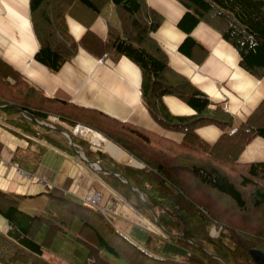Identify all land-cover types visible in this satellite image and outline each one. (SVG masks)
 <instances>
[{
    "label": "trees",
    "instance_id": "obj_1",
    "mask_svg": "<svg viewBox=\"0 0 264 264\" xmlns=\"http://www.w3.org/2000/svg\"><path fill=\"white\" fill-rule=\"evenodd\" d=\"M178 1L187 8L179 22L187 34L179 48L183 54L198 63L205 60L208 51L191 33L206 22L235 48L242 69L257 79L264 77V0ZM108 5L115 20L107 21L103 40L91 25ZM29 9L39 63L57 72L80 48L98 58L126 56L141 70L142 98L151 116L163 128L184 135L179 142L101 113L91 117L89 110L48 98L0 57V122L29 142L33 169L47 146L83 151L87 160L109 172L98 171L107 186L154 228L140 242L119 230L90 200L52 195L32 213L19 197L0 191V215L9 224L6 232L0 230V264H55L45 258L47 251L68 264H256L250 250L264 252V161L239 158L255 138L264 139V101L235 126L232 113L171 67L154 37L163 16L147 0H30ZM69 16L88 28L79 40L70 32ZM167 95L178 97L195 113L172 114L164 102ZM24 111L57 130L34 122ZM78 123L101 132L144 166L94 151L88 140L72 134ZM209 125L223 132L214 144L197 133ZM63 131L72 134L75 150ZM116 158L124 161L127 154L122 151ZM214 227L220 230L217 237L211 234ZM169 241L184 250L164 251Z\"/></svg>",
    "mask_w": 264,
    "mask_h": 264
},
{
    "label": "crops",
    "instance_id": "obj_2",
    "mask_svg": "<svg viewBox=\"0 0 264 264\" xmlns=\"http://www.w3.org/2000/svg\"><path fill=\"white\" fill-rule=\"evenodd\" d=\"M147 1L163 16V23L154 37L167 52L171 67L187 77L213 102L221 104L232 113L235 126L246 121L264 101V77L257 79L242 69L240 56L235 48L206 22H200L191 35L208 51V55L202 63L189 58L179 49L187 36L179 27L187 8L178 0ZM108 6L109 15L115 17L112 5ZM29 8L30 0H0L1 58L41 89L48 98L89 110L93 112L89 114L91 117L99 118L101 113L114 122L142 127L161 136L182 141V132L163 128L149 113L142 98L141 70L128 57L98 58L80 48L73 59L57 72L39 63L35 59L39 44L32 28ZM103 14L102 12L93 22L91 30L105 40L107 21L111 18L104 17ZM114 20L115 18L110 21ZM68 25L77 40L88 30L71 16L68 17ZM164 102L174 115L189 116L195 113L176 96L167 95ZM50 119L57 120L54 116H50ZM197 133L206 142L214 144L223 132L217 126L209 125L199 128ZM114 145L110 148L116 157H120L123 151L127 154V159L122 162L136 164L133 156ZM80 154L85 155L83 151ZM240 159L241 162L263 161L264 139L255 138ZM34 163L29 142L0 122V191L16 195L27 202L28 210L38 212L52 195H70L85 201L90 200L91 195L98 194L97 205L108 217H113L111 220L119 230L140 242H146L154 232L152 225L111 190L100 177L99 170L88 165L78 153H67L47 146L38 166L33 169ZM141 165L138 167L144 166L142 163ZM8 229V222L0 215V230L6 232ZM183 250L170 241L164 248L166 252L178 253ZM44 256L55 264L63 261L48 251Z\"/></svg>",
    "mask_w": 264,
    "mask_h": 264
},
{
    "label": "water",
    "instance_id": "obj_3",
    "mask_svg": "<svg viewBox=\"0 0 264 264\" xmlns=\"http://www.w3.org/2000/svg\"><path fill=\"white\" fill-rule=\"evenodd\" d=\"M24 113H25L26 115H28V116L31 118V120H33L34 122H36V123L42 125L43 127H46V128H49V129H55V130H57V128H56L55 126H53V125L46 124V123H43V122H39L37 119H35L34 117H32L27 111H24ZM60 131H62V130H60ZM63 132H64V134L69 138L70 144H71V146H72V147L74 148V150H75V148H76V144L74 143V139H73L72 134L69 133V132H67V131H63ZM76 153H78V154L83 158V160H84L86 163H88V165L94 166L95 168H97L98 170H101V171H103V172L109 173L105 168H103V167L101 166L100 163L95 162V161H89V160H87V158L84 156V154H80V152H77V151H76ZM133 160H135V162H136V164H133V165H135V166H142L141 163H139V161H137L135 158H133ZM113 174H114L115 176H118V177H120V178H123V176H122L121 174H115V173H113ZM127 185H128L129 188H131V189L133 190V192H135V189H133V187H132L129 183H127ZM139 198H140V199H141V200H142V201H143V202L149 207V205H148V203L146 202V200H145V198L143 197V195H140V194H139ZM149 208H150V210L152 211V213L154 214V216H155V220H156L157 224L160 225V221H159V218H158L157 214L154 212V210H153L151 207H149ZM250 254H251L253 260L256 262V264H264V252H263V251H261V250H257V249H251V250H250Z\"/></svg>",
    "mask_w": 264,
    "mask_h": 264
},
{
    "label": "built area",
    "instance_id": "obj_4",
    "mask_svg": "<svg viewBox=\"0 0 264 264\" xmlns=\"http://www.w3.org/2000/svg\"><path fill=\"white\" fill-rule=\"evenodd\" d=\"M72 132L74 135L79 136V137H83L85 139H87L90 143L91 146L94 150H104L105 148H103V146H101L98 142L94 141V137L96 135L100 136L99 133L97 134L96 131H94L93 129L89 128V127H84L81 124H76L75 127L72 129ZM109 143H111L108 139H106ZM106 150V149H105ZM25 175H30V173L28 172H23ZM99 200V196L98 194H94L90 196V201L94 202V203H98Z\"/></svg>",
    "mask_w": 264,
    "mask_h": 264
},
{
    "label": "rangeland",
    "instance_id": "obj_5",
    "mask_svg": "<svg viewBox=\"0 0 264 264\" xmlns=\"http://www.w3.org/2000/svg\"><path fill=\"white\" fill-rule=\"evenodd\" d=\"M103 15H104V17H108V18H111V19H109V20H112L113 18H115L114 16H112V15H109V6H107L106 8H105V10L103 11ZM84 127H88V126H86V125H84ZM94 130V129H93ZM96 133L98 134L99 133V135H101L102 137L104 136L102 133H100V132H97L96 131ZM79 137V136H78ZM104 137H106V136H104ZM83 140L85 139V138H83V137H81ZM88 139V138H87ZM86 139V140H87ZM90 143V142H89ZM90 145H91V143H90ZM116 145V144H115ZM119 147V146H118ZM120 148V147H119ZM107 150H109L110 152H112V148H110V147H107L106 148ZM122 149V148H121ZM105 150V149H104ZM106 153H109V152H106ZM110 154V153H109ZM111 155V154H110ZM112 156V155H111ZM114 156V155H113ZM116 159V158H115ZM117 161H119V162H121V163H123L122 161H120V160H118V159H116ZM239 160L240 161H242V159H240L239 158ZM259 161H261V160H259ZM264 161V160H263ZM21 203H22V206H23V208L24 209H26V210H28L27 209V205H26V201H22L21 200ZM28 211H30V210H28ZM30 212H32V213H37L38 211L37 210H31ZM110 218V217H109ZM111 218L113 219V217L111 216ZM110 218V219H111ZM211 234H212V236H215V237H217V236H219L220 235V230H218V229H216L215 227L212 229V231H211ZM63 260V259H62ZM63 262H65L64 260L61 262L62 264H68L67 262H65V263H63ZM61 263H57V264H61Z\"/></svg>",
    "mask_w": 264,
    "mask_h": 264
},
{
    "label": "bare ground",
    "instance_id": "obj_6",
    "mask_svg": "<svg viewBox=\"0 0 264 264\" xmlns=\"http://www.w3.org/2000/svg\"><path fill=\"white\" fill-rule=\"evenodd\" d=\"M94 141L95 142H98L101 146H103V148H107V147H111L112 146V143H109L104 137H100L98 135H96L94 137Z\"/></svg>",
    "mask_w": 264,
    "mask_h": 264
}]
</instances>
